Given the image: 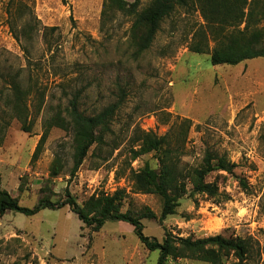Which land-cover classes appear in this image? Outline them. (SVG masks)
Returning <instances> with one entry per match:
<instances>
[{"label": "rangeland", "instance_id": "374dc122", "mask_svg": "<svg viewBox=\"0 0 264 264\" xmlns=\"http://www.w3.org/2000/svg\"><path fill=\"white\" fill-rule=\"evenodd\" d=\"M150 1L139 0L138 10ZM22 3L18 10L17 0H0V188L27 208L41 199L62 201L66 191L79 205L94 194L124 191L123 212L148 207L159 217L160 200L135 193L129 177L130 168L137 171L146 162L157 168L158 162L153 154L135 161L130 156L140 132L158 137L170 132L182 167L200 166L210 152L236 168L232 175L207 177L216 183L218 197L187 194L163 222L142 220L144 235L159 242L166 233L251 239L252 251L243 262L229 255L221 264H264V58L213 66V42L205 53L192 52L195 32L204 25L196 5L177 8L161 23L151 46L138 54L134 17L114 10L102 16L104 0ZM14 82L25 93L29 133L9 104ZM73 98L87 116L117 101L122 105L105 144L93 148L71 176L70 131L51 129L38 159L32 156L47 121L65 117ZM184 132L186 141L175 143ZM56 155L63 169L51 179ZM158 258L129 224L107 222L93 231L68 206L33 216H0V264H157ZM168 264L208 263L178 259Z\"/></svg>", "mask_w": 264, "mask_h": 264}, {"label": "trees", "instance_id": "16d2710c", "mask_svg": "<svg viewBox=\"0 0 264 264\" xmlns=\"http://www.w3.org/2000/svg\"><path fill=\"white\" fill-rule=\"evenodd\" d=\"M15 0H10L14 2ZM17 0L18 10L22 2ZM139 0L129 5L125 0H104L102 16L111 10L134 17L131 32L137 53L146 51L153 43L161 23L177 8L188 9L196 5L200 11L204 25L195 32V42L190 50L195 53H205L209 42L214 43L210 53L213 66H237L245 61L264 58V0H151L148 6L138 10ZM22 12V11H21ZM24 33V30L22 31ZM18 39V37H17ZM13 106L21 129L29 133L31 127L26 126L27 108L25 93L17 83H13ZM78 101L73 98L66 108V116L55 115L45 124L32 159L35 161L43 150L44 142L51 129L57 127L71 132L72 167L70 175L74 176L91 150L105 144V138L112 132L111 124L122 103L117 101L105 107L93 116H87L79 110ZM24 115V117H23ZM32 125V123H31ZM169 133L158 137L153 133L140 132L136 135L131 149L130 160L135 161L141 156L153 154L157 160V168L146 162L143 167L134 171L130 168L129 177L133 182L135 193L152 195L161 202L160 216L148 207L139 211H122L125 192L117 191L113 195L101 193L91 195L79 205L68 191L65 199L59 202L41 199L33 208L19 205L7 191L0 188V216L6 212H16L25 216H33L40 210H58L68 206L84 227L99 231L107 222H124L133 227V232L149 252H159L157 264H168L169 260L187 259L221 264L223 258L232 255L243 262L252 251L251 239L224 238L220 235L202 239L179 238L170 233L159 242L144 235L142 220H158L163 222L176 214L181 199L189 194L207 195L211 198L219 196L218 187L214 182H208L211 173L226 172L232 175L236 165L224 156L206 152L200 166L184 168L180 165V149L173 146L174 137ZM187 132L182 139L185 142ZM62 160L56 155L51 167L50 178L58 177L62 172ZM242 184V181H241ZM190 187V189H189Z\"/></svg>", "mask_w": 264, "mask_h": 264}]
</instances>
